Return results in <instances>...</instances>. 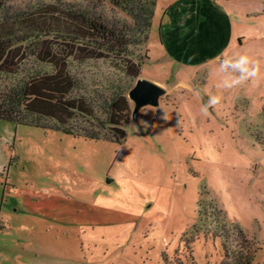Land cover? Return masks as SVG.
<instances>
[{
  "label": "rangeland",
  "instance_id": "obj_1",
  "mask_svg": "<svg viewBox=\"0 0 264 264\" xmlns=\"http://www.w3.org/2000/svg\"><path fill=\"white\" fill-rule=\"evenodd\" d=\"M49 3L136 23L112 0L7 7ZM156 3L147 40L130 49L137 78L110 59L74 62L92 95L129 88L123 139L0 119V264H264V0ZM240 54L260 76L218 89L220 59ZM140 78L166 92L136 110ZM209 95L221 100L204 115Z\"/></svg>",
  "mask_w": 264,
  "mask_h": 264
},
{
  "label": "trees",
  "instance_id": "obj_2",
  "mask_svg": "<svg viewBox=\"0 0 264 264\" xmlns=\"http://www.w3.org/2000/svg\"><path fill=\"white\" fill-rule=\"evenodd\" d=\"M112 1L133 16L134 26L108 22L71 3L24 11L11 10L8 0H0V119L95 140L126 136L129 88L118 86L108 97L95 96L84 91L74 71L75 61L105 58L121 62L129 77L140 75L141 64L130 49L147 40L156 0ZM28 61L33 62L30 69ZM79 120L89 126H76Z\"/></svg>",
  "mask_w": 264,
  "mask_h": 264
},
{
  "label": "clouds",
  "instance_id": "obj_3",
  "mask_svg": "<svg viewBox=\"0 0 264 264\" xmlns=\"http://www.w3.org/2000/svg\"><path fill=\"white\" fill-rule=\"evenodd\" d=\"M224 54L222 53L221 56ZM216 72L220 79L216 87L218 89H230L245 81L257 79L261 74L258 61H254L246 54L224 56L220 59ZM219 95H209L207 102L203 105L201 112L207 115L209 108H214L220 103Z\"/></svg>",
  "mask_w": 264,
  "mask_h": 264
},
{
  "label": "water",
  "instance_id": "obj_4",
  "mask_svg": "<svg viewBox=\"0 0 264 264\" xmlns=\"http://www.w3.org/2000/svg\"><path fill=\"white\" fill-rule=\"evenodd\" d=\"M165 92L166 89L161 85L140 78L131 88L129 96L136 102V110H138L146 104H156Z\"/></svg>",
  "mask_w": 264,
  "mask_h": 264
},
{
  "label": "crops",
  "instance_id": "obj_5",
  "mask_svg": "<svg viewBox=\"0 0 264 264\" xmlns=\"http://www.w3.org/2000/svg\"><path fill=\"white\" fill-rule=\"evenodd\" d=\"M224 26V27H227L228 26V23L227 22H222V23H216V27L220 30V26ZM227 42H231V39H229V37H228V40H227Z\"/></svg>",
  "mask_w": 264,
  "mask_h": 264
}]
</instances>
